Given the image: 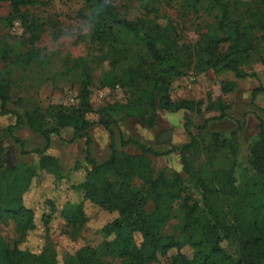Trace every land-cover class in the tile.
Instances as JSON below:
<instances>
[{
    "label": "trees",
    "instance_id": "obj_1",
    "mask_svg": "<svg viewBox=\"0 0 264 264\" xmlns=\"http://www.w3.org/2000/svg\"><path fill=\"white\" fill-rule=\"evenodd\" d=\"M89 9L87 17L92 41L108 61L102 86L121 85L130 97L125 104H110L96 113L97 121L87 115L92 112L89 97L94 77L84 67L81 99L77 108L50 106L20 113L9 107L11 80L0 71V115L13 114L16 123L6 133L24 148V140L14 135L23 125L42 135L46 144L33 152L40 156V169L54 176L55 189L70 182L59 157L47 154L52 137H61L63 129L75 132L71 141L85 138L87 170L77 186L83 196L67 200L61 215L71 229L83 228L89 222L85 201L115 214L102 228L106 239L102 246H82L66 254L63 264H111L112 257L132 264H154L158 255L177 249L169 264H264V119L258 117V135L248 147V155L240 160L237 131L230 135L213 132L210 140L203 136L209 120L196 125L186 118L189 141L168 151L159 152L140 139L128 136L123 128L126 119H136L147 128L159 122L160 110L202 113L204 100L174 101L172 82L187 71L216 74L233 73L236 80L256 75L250 67L264 65V0H172L178 2L185 16H212L213 21L202 27L196 42L183 41L179 24L172 18L159 21L162 0L145 1L143 12L129 17L109 0H84ZM35 0H0L9 3L17 17L22 7ZM150 2V3H149ZM237 83L224 80L223 93L233 92ZM264 87L252 91V103ZM207 110H219L226 117L227 105L222 100L209 103ZM102 126L109 136L108 157L99 162L91 153L90 130ZM191 127L197 133L191 131ZM134 146L138 153L126 148ZM178 152L182 172L157 169L153 157ZM29 154L30 151L22 152ZM224 159L228 166H216ZM240 175H237V171ZM37 171L26 164L7 167L0 148V222L6 216L16 221L19 237L13 245L0 236V264H60L52 248L33 252L25 247L30 234L37 230L35 209L25 203ZM135 180L141 181L137 186ZM191 182L199 191V198L190 192ZM57 211L53 200H47ZM178 204V208H176ZM148 206H151L148 209ZM175 218L180 220L178 234L164 232ZM52 215L43 214L48 227ZM49 232V228H46ZM136 234L142 238L137 242ZM228 241L238 248L232 259L222 243ZM189 245L192 259L181 253Z\"/></svg>",
    "mask_w": 264,
    "mask_h": 264
},
{
    "label": "rangeland",
    "instance_id": "obj_2",
    "mask_svg": "<svg viewBox=\"0 0 264 264\" xmlns=\"http://www.w3.org/2000/svg\"><path fill=\"white\" fill-rule=\"evenodd\" d=\"M119 10L129 17L140 15L144 7L142 4L149 0H109ZM155 4L160 9L159 21L166 23L172 18L179 24L182 39L185 42H196L202 27L213 21L212 16L190 15L180 12L178 2L162 0ZM149 2V3H150ZM89 9L84 0H35L27 7L16 12L9 3H0V71L7 74L11 80V101L9 107L20 113L39 108L46 111L50 106L61 108H77L81 99L80 89L83 80L84 67L88 66L93 77L94 87L89 97L92 112L87 117L97 121L98 110L110 104L127 103L130 94L121 85L102 86L104 73L109 70L108 61L103 59V53L92 41L90 25L88 23ZM264 35V33H263ZM256 75L252 78L236 80L233 73L216 74L212 70L202 73L187 71L185 75L175 79L170 86L171 98L174 101L183 99L204 100L202 113L160 110L159 122L154 128H147L136 119H126L122 123L128 136H133L148 143L159 152L168 151L189 141L185 128L186 118L196 125H202L209 120L208 127L203 132L206 140H210L213 132L230 135L238 132L240 160L248 155V147L258 135V117L264 119V93L252 103V91L264 87V65L256 62L250 67ZM224 80L237 83L233 92L223 93L221 84ZM222 100L227 105L226 117L220 118L219 110L205 109L209 103ZM16 123L13 114L0 115V148L3 150L5 166L14 167L26 164L37 171L31 189L25 195V203L35 209L37 230L33 231L25 247L33 252L52 248L56 251L60 264L68 253H74L82 246L99 249L106 239L101 228L115 214L103 210L100 206L85 201L84 205L89 216V222L83 228L71 229L61 215V208L67 200H80L82 192L77 186L86 175L87 143L85 138L74 137L72 128L63 129L61 137L53 136L47 154L59 157L63 170L69 175L70 182L60 185L57 191L54 176L40 169V156L33 151L43 148L46 144L42 135L31 129L27 124L14 131L15 136L24 140V148L16 143L6 133L9 126ZM193 133H197L191 127ZM91 153L101 162L109 154V136L106 130L96 124L91 130ZM30 151L29 154L22 152ZM130 153H138V148H126ZM153 164L157 169H168L182 172V164L178 152L153 157ZM223 158L216 166H228ZM240 175V171H237ZM137 186L141 181L135 180ZM190 192L199 198V191L193 182ZM47 200H53L58 210L52 211ZM151 206H148L150 209ZM178 208V204L175 206ZM43 214H51L52 219L48 227L42 220ZM16 221L9 216L0 222V236L13 245L17 241ZM180 224L178 218L173 219L164 229L167 234H178L176 227ZM49 228V232L47 229ZM140 244L142 238L136 234ZM227 254L237 259L236 245L224 241L222 243ZM181 253L192 259L193 249L186 245ZM178 254L177 249L170 250L166 255L159 254V260L154 264H169L172 256ZM111 264H132L128 261L105 257Z\"/></svg>",
    "mask_w": 264,
    "mask_h": 264
}]
</instances>
